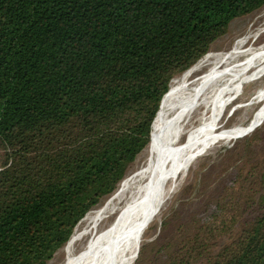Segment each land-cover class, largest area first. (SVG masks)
<instances>
[{"label": "trees", "instance_id": "16d2710c", "mask_svg": "<svg viewBox=\"0 0 264 264\" xmlns=\"http://www.w3.org/2000/svg\"><path fill=\"white\" fill-rule=\"evenodd\" d=\"M263 6L0 0V264L50 261L154 138L172 80ZM261 141L248 136L219 192L164 219L136 264H264Z\"/></svg>", "mask_w": 264, "mask_h": 264}, {"label": "bare ground", "instance_id": "6f19581e", "mask_svg": "<svg viewBox=\"0 0 264 264\" xmlns=\"http://www.w3.org/2000/svg\"><path fill=\"white\" fill-rule=\"evenodd\" d=\"M243 44L241 40L225 52L208 53L173 81L170 104L160 114L144 163L106 204L84 217L65 247V264L134 263L144 230L158 218L212 127L218 124L227 92L233 84L244 82L250 66L264 61V46L248 52ZM200 108L209 114L192 123ZM121 197L123 204L117 207ZM111 216L110 223L101 227ZM86 236L88 239L76 248Z\"/></svg>", "mask_w": 264, "mask_h": 264}, {"label": "rangeland", "instance_id": "374dc122", "mask_svg": "<svg viewBox=\"0 0 264 264\" xmlns=\"http://www.w3.org/2000/svg\"><path fill=\"white\" fill-rule=\"evenodd\" d=\"M241 40L244 41L243 49L248 52L264 46V6L248 15L233 20L227 33L213 42L208 53L225 52ZM185 72L176 76L172 80L171 85L175 79L181 77ZM244 76V82L233 84L232 88L227 92L222 108V116L218 124L212 127L209 136H207L200 148L199 155L190 165L188 171L182 175L179 185L173 194L168 197L158 218L144 230L141 246L158 236L164 219H172L174 216L177 217L178 214L185 217L191 213L199 212L205 207L207 200L211 196L216 195L220 187L230 178L231 173L234 171L235 163L237 164V161H235V159H238L237 154L242 149L244 140L248 136L260 132L262 141L259 145V153L264 150V61L250 66ZM205 113L209 114V111L205 108H200L195 114L192 123L199 120ZM253 128L255 129L252 130ZM183 139L185 140L186 138ZM148 147L149 145L138 155L117 189L103 198L87 214L102 204H106L115 192L121 189L124 180L144 163ZM239 165L246 166L244 161L240 162ZM199 181L200 185H198ZM122 204L123 197L118 200L117 207ZM84 219L79 222L75 231L80 228ZM112 219L113 216L107 217L101 227L108 225ZM171 231L167 230L166 232L169 234ZM87 237L80 240L76 244V248L82 246L88 239ZM66 245L59 249L46 264H65ZM133 264H136V260Z\"/></svg>", "mask_w": 264, "mask_h": 264}, {"label": "water", "instance_id": "95a60500", "mask_svg": "<svg viewBox=\"0 0 264 264\" xmlns=\"http://www.w3.org/2000/svg\"><path fill=\"white\" fill-rule=\"evenodd\" d=\"M255 128H253L252 130H254ZM139 252H140V249H139V251H138V254H139ZM138 254H137V256H138Z\"/></svg>", "mask_w": 264, "mask_h": 264}]
</instances>
